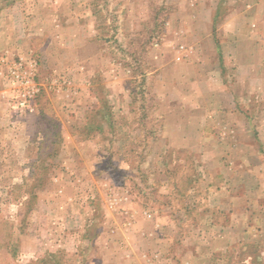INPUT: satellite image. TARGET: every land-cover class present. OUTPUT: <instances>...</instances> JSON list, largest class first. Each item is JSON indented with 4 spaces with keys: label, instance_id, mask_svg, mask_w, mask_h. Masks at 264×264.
<instances>
[{
    "label": "rangeland",
    "instance_id": "rangeland-1",
    "mask_svg": "<svg viewBox=\"0 0 264 264\" xmlns=\"http://www.w3.org/2000/svg\"><path fill=\"white\" fill-rule=\"evenodd\" d=\"M258 237L264 0H0V264H264Z\"/></svg>",
    "mask_w": 264,
    "mask_h": 264
},
{
    "label": "crops",
    "instance_id": "crops-1",
    "mask_svg": "<svg viewBox=\"0 0 264 264\" xmlns=\"http://www.w3.org/2000/svg\"><path fill=\"white\" fill-rule=\"evenodd\" d=\"M211 194L213 196H218L219 194H223V193L222 191L220 193V191L218 192V190H216L214 192H211ZM225 196H228L227 193L225 194ZM217 206H218V201L215 204H211L210 207L201 208L199 211V214L203 220H200L199 222L195 223L196 224L195 226L199 227V229H202V230L208 229L209 235L211 234L214 235V233H215V236L223 235L221 237V240H225L223 241L225 242V246L221 247L219 251H217L218 258L220 259V258L225 257L228 254V248L230 247L229 245H232V243H234V239L231 237L232 236L231 231H233L234 226L236 225L235 222H239L241 226L243 225L240 219L242 220V218H244L245 212L243 209L240 211H237L236 207H233L232 204H229V206L226 208H224L222 205H219L220 207L219 211L223 212V214L225 215V223H223V221H220L219 218H217V215H216L218 211ZM209 235H207V239L203 241V244L210 245V244L217 242V241H212L213 237H210ZM215 240H218V239H215ZM253 242L264 243V238L262 239L261 237H258V239H255ZM211 254L212 253H210V256ZM207 256L208 254L207 255L203 254V257L201 258L204 259Z\"/></svg>",
    "mask_w": 264,
    "mask_h": 264
}]
</instances>
